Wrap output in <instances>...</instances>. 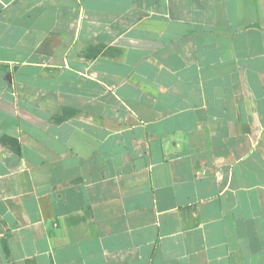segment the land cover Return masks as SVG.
Wrapping results in <instances>:
<instances>
[{
    "label": "crops",
    "instance_id": "1",
    "mask_svg": "<svg viewBox=\"0 0 264 264\" xmlns=\"http://www.w3.org/2000/svg\"><path fill=\"white\" fill-rule=\"evenodd\" d=\"M0 264H264V0H0Z\"/></svg>",
    "mask_w": 264,
    "mask_h": 264
}]
</instances>
